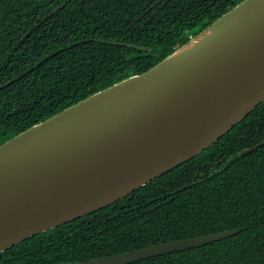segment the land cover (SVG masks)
Instances as JSON below:
<instances>
[{
    "label": "trees",
    "instance_id": "trees-1",
    "mask_svg": "<svg viewBox=\"0 0 264 264\" xmlns=\"http://www.w3.org/2000/svg\"><path fill=\"white\" fill-rule=\"evenodd\" d=\"M64 1L0 0V143L147 70L241 0H67L45 18ZM262 140L264 99L192 158L3 250L0 264L86 261L234 228L127 264H264V145L240 155Z\"/></svg>",
    "mask_w": 264,
    "mask_h": 264
},
{
    "label": "water",
    "instance_id": "water-1",
    "mask_svg": "<svg viewBox=\"0 0 264 264\" xmlns=\"http://www.w3.org/2000/svg\"><path fill=\"white\" fill-rule=\"evenodd\" d=\"M263 99L264 0H241L147 70L0 143V252L107 206L192 158ZM260 145L264 140L240 155ZM238 230L54 264H127Z\"/></svg>",
    "mask_w": 264,
    "mask_h": 264
}]
</instances>
